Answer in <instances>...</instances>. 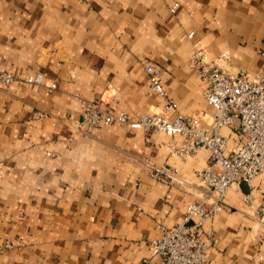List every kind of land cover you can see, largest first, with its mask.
<instances>
[{"label":"crops","instance_id":"obj_1","mask_svg":"<svg viewBox=\"0 0 264 264\" xmlns=\"http://www.w3.org/2000/svg\"><path fill=\"white\" fill-rule=\"evenodd\" d=\"M198 42L211 59L226 51L235 67L264 70V0H0V70L45 76L42 86H0V264H140L160 226L182 223L210 152L184 160L170 149L179 135L80 121L98 100L133 121L159 113L153 64L167 100L211 125L204 83L188 66ZM221 133L227 154L236 150L237 126ZM148 163L192 186L162 183ZM263 198L264 173L232 187L201 229L212 240L207 264H264Z\"/></svg>","mask_w":264,"mask_h":264},{"label":"built area","instance_id":"obj_2","mask_svg":"<svg viewBox=\"0 0 264 264\" xmlns=\"http://www.w3.org/2000/svg\"><path fill=\"white\" fill-rule=\"evenodd\" d=\"M194 36V33L188 35L190 39ZM261 54L264 55L263 50ZM188 66L197 71L204 83V98L213 109L211 125L204 124L199 115L183 114L167 100L160 71L153 64L146 66L151 91L166 100L159 113L143 114L133 121L125 113L109 112L104 109L102 100H98L86 104L80 121L89 131L117 125L162 132L170 137L179 135L183 139L181 144H172L170 149L184 160L201 149L210 152L208 165L194 171L198 179L195 186L198 200L187 204L182 223L174 227L160 226V236L150 242V256L140 264H152L154 258H161L163 264H207L206 251L212 240L203 238V225L223 211L232 187L250 184L264 173V70L253 74L235 67L226 51L211 59L201 42L196 44ZM0 84L42 86L45 76L36 74L22 78L0 70ZM49 88H57L56 83ZM111 91L115 93L116 89ZM233 126H237L240 145L227 154L228 139L221 131ZM146 166L153 178L166 185L192 186L172 166L150 163ZM244 200L253 204L251 195H246ZM260 221L264 228V212Z\"/></svg>","mask_w":264,"mask_h":264},{"label":"rangeland","instance_id":"obj_3","mask_svg":"<svg viewBox=\"0 0 264 264\" xmlns=\"http://www.w3.org/2000/svg\"><path fill=\"white\" fill-rule=\"evenodd\" d=\"M0 86H7V85H1V84H0Z\"/></svg>","mask_w":264,"mask_h":264}]
</instances>
